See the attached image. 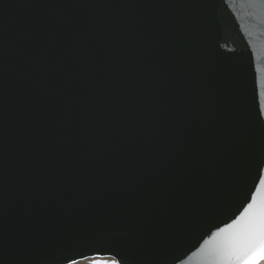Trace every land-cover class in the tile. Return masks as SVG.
<instances>
[{"label":"water","instance_id":"obj_1","mask_svg":"<svg viewBox=\"0 0 264 264\" xmlns=\"http://www.w3.org/2000/svg\"><path fill=\"white\" fill-rule=\"evenodd\" d=\"M258 78L251 0H0V264H208L264 175Z\"/></svg>","mask_w":264,"mask_h":264},{"label":"snow or ice","instance_id":"obj_2","mask_svg":"<svg viewBox=\"0 0 264 264\" xmlns=\"http://www.w3.org/2000/svg\"><path fill=\"white\" fill-rule=\"evenodd\" d=\"M251 2L264 5V0ZM256 86L264 89V80L258 78ZM259 95L264 100V91ZM259 180L257 190L251 194L243 210L231 222L217 228L201 246L202 250L209 252L208 264H264V175ZM68 264H77V261L69 258ZM112 264L118 262L113 260Z\"/></svg>","mask_w":264,"mask_h":264},{"label":"bare ground","instance_id":"obj_3","mask_svg":"<svg viewBox=\"0 0 264 264\" xmlns=\"http://www.w3.org/2000/svg\"><path fill=\"white\" fill-rule=\"evenodd\" d=\"M93 264V263H91V261L90 260H82V261H79V262H77V264Z\"/></svg>","mask_w":264,"mask_h":264},{"label":"rangeland","instance_id":"obj_4","mask_svg":"<svg viewBox=\"0 0 264 264\" xmlns=\"http://www.w3.org/2000/svg\"><path fill=\"white\" fill-rule=\"evenodd\" d=\"M79 264V263H78ZM89 264V263H88Z\"/></svg>","mask_w":264,"mask_h":264}]
</instances>
